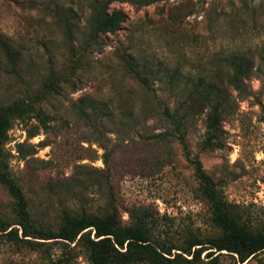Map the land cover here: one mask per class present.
Wrapping results in <instances>:
<instances>
[{
    "label": "rangeland",
    "instance_id": "1",
    "mask_svg": "<svg viewBox=\"0 0 264 264\" xmlns=\"http://www.w3.org/2000/svg\"><path fill=\"white\" fill-rule=\"evenodd\" d=\"M184 1L187 7H175ZM46 4L0 0V33L21 55L17 77L0 69V104L33 102L47 118L46 129L15 120L2 146V168L24 194L32 226L55 231L63 212L105 215L114 206L124 224L146 214L161 239L217 236L185 143L221 200L238 205L264 231V0L149 6L118 0L110 7L126 17L118 32L94 38L83 19H74L69 44ZM233 56L249 63L242 94L227 84L222 63ZM123 57L172 70L178 63L180 85L194 83L197 74L216 76L224 106L219 146L202 148L207 111L187 120L182 137L173 133L153 94L123 68ZM153 90L167 99L163 82ZM34 127L39 135L29 139ZM0 220H15L14 200L1 180ZM72 246L0 239V264H90L86 252ZM246 264H264V253Z\"/></svg>",
    "mask_w": 264,
    "mask_h": 264
},
{
    "label": "trees",
    "instance_id": "2",
    "mask_svg": "<svg viewBox=\"0 0 264 264\" xmlns=\"http://www.w3.org/2000/svg\"><path fill=\"white\" fill-rule=\"evenodd\" d=\"M50 22L61 29L64 40L71 42V23L83 19L86 29L98 38L118 32L126 17L120 10H111L118 0H45ZM162 0H135L139 6H149ZM189 2V1H188ZM187 1L175 7H187ZM75 6L79 8L77 14ZM191 12V11H190ZM171 10L167 13L172 21ZM229 59V58H228ZM21 55L10 38L0 33V69L7 75L17 77ZM223 66L227 69V84L242 94L244 79L248 76L249 63L246 59L230 57ZM122 66L144 89L152 93L163 120L171 126L173 133L183 136L187 120L206 112V138L202 148L211 150L219 146V137L224 106L218 92L221 90L214 75H196L195 82L179 83V67L169 69L161 63L133 62L122 58ZM182 66V65H181ZM170 70H172L170 72ZM181 71V68H180ZM156 81L166 85L167 99L156 95L153 85ZM247 96V95H244ZM22 108V109H21ZM40 123L46 129L47 118L33 102L0 104V180L7 183L15 203V220L6 223L0 220V239L29 246L58 243L73 245L86 252L90 264H223L228 258L231 264H246L257 255L264 253V231L258 229L249 213L238 205L221 200L212 179L204 172L198 157H191L184 143V156L193 168L203 200L211 212V223L218 229L217 236L200 237L188 235L183 243H177L155 233L146 214L130 217L122 223L116 207L111 206L105 215H70L63 212L55 231L40 230L32 226L27 213V201L14 182L8 180L2 168V146L8 130L14 121ZM39 128L28 131L29 139L39 135ZM3 170V172H2Z\"/></svg>",
    "mask_w": 264,
    "mask_h": 264
}]
</instances>
